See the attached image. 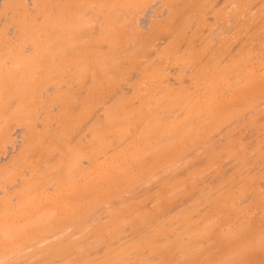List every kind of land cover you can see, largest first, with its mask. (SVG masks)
I'll return each instance as SVG.
<instances>
[{
    "label": "rangeland",
    "instance_id": "374dc122",
    "mask_svg": "<svg viewBox=\"0 0 264 264\" xmlns=\"http://www.w3.org/2000/svg\"><path fill=\"white\" fill-rule=\"evenodd\" d=\"M112 1L115 29H110L109 42L102 41L109 51L102 53L105 47H97V38L91 41L95 48L88 42L102 55L89 56L87 37L82 43L84 36H75V44L87 50L74 59L77 68L72 66L80 78L72 77L70 68L65 73H73L66 78L64 71L60 77L58 71L0 74V130L22 127L24 133L11 139L22 140L13 149V162L8 157L0 163V194L9 193L0 196V264H264V0ZM19 3L0 13L4 59L9 46L4 31L17 28L18 12L20 18L29 14ZM130 8L138 10L136 15ZM143 8L153 17L147 18L149 25L137 21ZM58 42L54 46L65 44ZM54 46L36 54L47 59L52 51V56L60 53ZM234 55L236 66L231 67ZM213 64L229 66L218 75ZM204 78L214 84L205 86ZM57 81L68 85L65 95ZM55 88L60 92L55 96L61 94L58 105ZM28 132L35 133V142ZM11 140L2 138L0 153L11 147ZM89 160L92 170L84 164ZM85 169L94 176L86 184L78 178ZM24 178L37 188L30 193L28 186L22 188ZM72 181L84 188L77 192ZM19 188L25 193L18 199L14 191ZM84 190H91L92 197L87 194V199ZM74 194L86 197L72 201Z\"/></svg>",
    "mask_w": 264,
    "mask_h": 264
},
{
    "label": "bare ground",
    "instance_id": "6f19581e",
    "mask_svg": "<svg viewBox=\"0 0 264 264\" xmlns=\"http://www.w3.org/2000/svg\"><path fill=\"white\" fill-rule=\"evenodd\" d=\"M18 1H22L21 3H19ZM76 0H0V13L3 11V12H5V8H7L8 9V6L9 5H15V3H19V7H21L23 4H24V6L22 7L23 9H25L24 10V12L23 11H21V12H23L24 13V15H26V13H29V14H27V16H25L24 18L22 17V18H20V15L22 14V13H19L18 11V18L19 19H17V21L18 22H20V23H18L17 21H15L16 22V24H17V28L15 29V28H8L7 26V31H4L5 32V34H6V36L7 37H4V38H6L7 39V42H9L8 43V47H7V50H6V56H8L6 59H4V57H0V74H6V75H8V76H10V74H13V73H21V75L20 76H27L28 74H29V72L31 71H33L32 73V75H35V72H40V71H42L43 73H45L44 71H48V72H50V71H55V72H53V73H55L54 75H56L57 74V71H58V76L60 75V76H62L61 75V73H62V71H64L63 73V75H64V77H65V75H67V76H70L73 72H74V75H71L72 77H74L75 78V76H77L78 78H80L81 76H80V73L79 74H77V71H76V73H75V68H77V65H75L74 66V64H75V60L74 59H77V56H79V53H80V51L81 52H83L84 51V53H85V51H87L83 46H81L82 45V43H85L84 42V38H86L87 37V39H86V41L88 42H90V44L92 45V43H94V42H91V41H96V39L97 38H101V39H97V41L98 40H100V45H98V43H97V47L99 46H102V47H100V48H103V46L105 47V48H103V50L105 49V50H108L109 51V48H108V46L107 45H105V43H103L102 44V41H104L105 40V42L107 41V42H109L110 40H107V39H111V34L110 33H113L112 31H113V29H115L114 28V26H113V28H112V25H111V18H110V12H111V6H114V4H113V2L114 1H112L111 2V0H85V2L87 3V4H85V3H81V2H84V0H80V2H79V0L77 1V2H75ZM117 1V0H116ZM138 1V0H137ZM23 3V4H22ZM78 3V4H77ZM110 3H112L113 5H111ZM116 3V2H115ZM20 4H22L21 6H20ZM79 4H80V7H78L79 6ZM82 4V5H81ZM83 4H85L84 5V8H83ZM82 6V7H81ZM147 6H148V3H147ZM10 7V6H9ZM13 7V6H12ZM11 7V8H12ZM18 7V6H17ZM142 7H143V5H142ZM136 8V7H135ZM149 8V10L152 12L153 10H151L152 9V6H149L148 7ZM4 9V10H3ZM21 9V8H20ZM81 9H83V10H81ZM113 9V8H112ZM12 10V9H11ZM14 10V9H13ZM13 10H12V12H13ZM130 10L133 12V11H135L134 9H131L130 8ZM140 10V9H139ZM143 10H144V8H143ZM143 10H140V11H143ZM148 10V9H147ZM146 10V11H147ZM113 11V10H112ZM136 11H138V10H136ZM135 11V12H136ZM150 11H147V13H145V10L143 11L144 13H142V15H139V20H137L138 18H136V20L140 23V24H142V23H144L145 24V22L147 21V18H148V20H149V18H153V17H150L151 16V13H149ZM10 12V11H9ZM14 12H15V10H14ZM130 13V12H129ZM134 13V12H133ZM137 13V12H136ZM141 13V12H140ZM3 15H4V13H2ZM6 14H8V13H6ZM5 14V15H6ZM15 14V13H14ZM20 14V15H19ZM131 14V13H130ZM135 14V13H134ZM149 14H150V16H149ZM33 15V18H31V16ZM136 15V14H135ZM22 16V15H21ZM134 16V15H133ZM137 16H138V14H137ZM154 16H156V15H154ZM88 17V19H86L85 20V18H87ZM136 17V16H135ZM6 18V17H5ZM14 18V17H13ZM83 18V19H82ZM129 18V17H128ZM134 18V17H133ZM156 18H157V16H156ZM3 19V17H1V20ZM9 19V18H8ZM12 19V18H11ZM23 19V20H22ZM130 20H132L131 18H129ZM154 19H155V17H154ZM81 20V21H80ZM126 20H127V18H126ZM125 20V21H126ZM133 20H135V19H133ZM135 20V21H136ZM12 21H13V19H12ZM78 21H79V23H78ZM129 21V20H128ZM136 21V22H137ZM155 21V20H154ZM4 22V21H3ZM80 22L81 23H83V24H81L82 25V27H81V25H80ZM96 24H94V23ZM130 22V21H129ZM132 22V21H131ZM134 22V21H133ZM149 22V21H148ZM78 23V24H77ZM91 23V25H89ZM93 23V24H92ZM128 23V22H127ZM147 23V22H146ZM75 24L78 26L79 25V29H76L75 28ZM84 24H87V25H85V26H83ZM139 24V25H140ZM148 24V23H147ZM156 24V23H155ZM89 25V26H88ZM128 25H132L131 23L130 24H128ZM137 25V24H136ZM146 25V24H145ZM149 25V24H148ZM147 25V26H148ZM153 25V24H152ZM87 26V27H86ZM133 26V25H132ZM141 26V25H140ZM83 28V29H81V28ZM84 27H86L85 29H84ZM88 27H90V28H88ZM149 27H151V26H149ZM133 28H134V26H133ZM0 29H2V28H0ZM5 29V28H4ZM4 29H2V31L4 30ZM110 29L112 30V31H110ZM82 30H83V32H82ZM153 30V29H152ZM216 31V30H215ZM138 32V31H137ZM214 32V31H213ZM29 33V34H28ZM134 33V32H133ZM136 34V33H135ZM139 34H141L142 35V33H139ZM151 34V33H150ZM195 34H197V32L195 33ZM3 35V34H2ZM77 35H82V36H84L83 37V42L80 40V42H82V43H80V42H78V44L80 45V47L78 46V45H76L77 43L75 42L77 39H78V37L77 38H75V36H77ZM111 35V36H110ZM149 35V34H148ZM198 35V34H197ZM8 36H10V38H8ZM29 36H31L32 37V40H33V42L30 40V38L31 37H29ZM86 36V37H85ZM103 37V38H102ZM195 37V36H194ZM235 38H236V36H234ZM233 37V38H234ZM24 38H26V39H28V41L26 42L25 41V39ZM105 38V39H104ZM137 38V37H136ZM3 39V38H2ZM140 39V38H139ZM198 39V38H197ZM60 40H61V42H62V40H64L65 42V44H61L60 45V47L58 46V44H57V46L55 45L54 46V44L55 43H57L58 41L60 42ZM79 40V39H78ZM135 40V39H134ZM231 40V39H230ZM96 41V42H97ZM220 41V40H219ZM55 42V43H54ZM58 42V43H59ZM89 42H88V44H89ZM142 42V41H141ZM195 42V41H194ZM222 42V41H221ZM22 43V44H21ZM50 43H53V46L54 47H51L53 50H55V47L57 48L56 50H60L59 52L60 53H56V55H54V56H52V54H53V52L54 51H52V54L51 55H49V56H51V57H47V59L46 58H44L45 56H47V55H45L44 57H42V56H38L39 54H36V53H38V51L40 50L41 51V48H44V47H46V46H49L50 45ZM76 43V44H75ZM223 43H225V42H223ZM5 44H7V43H5ZM89 44V46L91 47V45ZM96 44V43H95ZM95 44H93L94 46H95ZM108 44V43H107ZM110 44V43H109ZM222 44V43H221ZM220 44V42H219V45H217V46H215V49H214V51L215 52H219L220 50H221V48H222V45ZM226 44V43H225ZM92 45V46H93ZM88 46V45H87ZM93 46V47H94ZM107 46V47H106ZM206 46H208V45H206ZM210 46V45H209ZM83 49H82V48ZM93 47H91V49H93L92 51H91V49L89 48V50H90V52H86V53H89L88 55L90 56H92V54H93V52L94 53H97V51L98 50H94V48ZM98 47V48H99ZM217 47V48H216ZM50 48V47H49ZM97 48V49H98ZM200 48V47H199ZM209 48V47H208ZM212 48H214V47H212ZM3 49V48H2ZM45 49H47V48H44V49H42L44 52L45 51H47V50H45ZM87 49H88V47H87ZM204 49V48H203ZM210 49H211V47H210ZM55 50V51H56ZM102 50V49H101ZM102 50V53H104L105 52V50L103 51ZM212 50V49H211ZM96 51V52H95ZM203 51V50H202ZM208 51V50H207ZM57 52V51H56ZM99 52H100V54H101V51H98V53L96 54L97 56H98V54H99ZM212 52V51H211ZM41 53V52H40ZM43 53V52H42ZM41 53V54H42ZM50 53V52H49ZM68 53V54H67ZM86 53H85V56H86ZM92 53V54H91ZM208 53H209V51H208ZM213 53V52H212ZM54 54H55V52H54ZM64 54V55H63ZM231 54V53H230ZM34 55H37L39 58L38 59H40L41 57V61H37L36 62V60H38L36 57H34ZM61 55V56H60ZM63 55V56H62ZM68 55V56H67ZM81 55H83V54H81ZM87 55V56H88ZM94 55V54H93ZM95 55V56H96ZM102 55V54H101ZM101 55H99V56H101ZM104 55V54H103ZM105 55H107V53L105 54ZM104 55V56H105ZM215 55V54H214ZM232 55H233V53L231 54V58H232ZM2 56H4V55H2ZM5 56V57H6ZM98 56V57H99ZM157 56V55H156ZM235 55L233 56V59L231 60V61H229L230 62V66L231 67H234V66H236V61H235ZM44 58V59H43ZM176 59L178 58V57H175ZM214 58V57H213ZM78 59H80V57L78 58ZM92 59V58H91ZM94 59H96L97 60V57H94ZM74 60V61H73ZM86 60V59H85ZM90 60V59H89ZM155 60V59H154ZM207 60V59H206ZM87 61V60H86ZM93 61H95V60H93ZM234 61V62H233ZM91 62H92V60H91ZM152 62H154V61H152ZM77 63V62H76ZM80 63V62H79ZM233 63H235L234 65H233ZM83 64H84V62H83ZM149 64H151V63H149ZM215 64V63H214ZM213 64V65H214ZM222 64V63H221ZM80 65V64H79ZM78 65V66H79ZM82 65V64H81ZM80 65V66H81ZM203 65V64H202ZM208 65V64H207ZM217 65H218V63H217ZM217 65H214L215 67H214V72L215 73H217L218 75L219 74H222L223 73V67H228V66H223L222 68H221V66L222 65H219V66H217ZM233 65V66H232ZM72 66H74V67H72ZM79 66V67H80ZM84 66V65H83ZM203 66H205L204 68H206V64L205 65H203ZM82 67V66H81ZM216 67H217V69H216ZM70 68V70L71 71H73L72 73L71 72H66L65 73V71L67 70V69H69ZM207 68H208V66H207ZM206 68V69H207ZM74 69V70H73ZM208 69H211V67L209 66V68ZM216 70V71H215ZM222 70V71H221ZM59 71H61V73L59 72ZM27 72V73H26ZM78 72H80V69H78ZM82 72V71H81ZM214 72H212V75H213V73ZM222 72V73H221ZM24 73L26 74V75H24ZM41 73V72H40ZM47 73V72H46ZM45 73V74H46ZM70 73V75H68ZM141 73H142V71H141ZM31 74V73H30ZM49 74V73H48ZM50 74L52 75V73L50 72ZM91 74V73H90ZM143 74H144V72H143ZM143 74H141V75H138V76H140L139 78H141L142 76H143ZM199 74V73H198ZM37 75V74H36ZM80 77H79V76ZM102 75V74H101ZM104 75V74H103ZM103 75L101 76V78H103ZM196 75V74H195ZM217 75V79H219V76ZM12 76H14V75H12ZM31 76V75H30ZM59 76V77H60ZM66 76V77H67ZM144 76H145V74H144ZM143 76V77H144ZM198 76V75H197ZM16 77V76H15ZM65 77V78H66ZM72 77H70V78H72ZM76 77V78H77ZM146 77V76H145ZM144 77V78H145ZM208 77V76H207ZM63 78V77H62ZM62 78H59L60 80H61V82H64L63 81V79ZM69 78V77H68ZM77 78V79H78ZM82 78H83V75H82ZM81 78V79H82ZM95 78H97V77H95ZM135 78V77H134ZM147 78V77H146ZM145 78V79H146ZM197 78V77H196ZM195 78V79H196ZM200 78V77H199ZM21 79L23 80V78L21 77ZM76 79V80H77ZM99 79H100V76H99ZM98 79V80H99ZM105 79V78H104ZM142 80H143V78H141ZM140 79V80H141ZM2 80V78H0V81ZM69 80V79H68ZM72 80V79H71ZM93 80V79H92ZM102 80V79H101ZM113 80V79H112ZM139 80V81H140ZM147 80V79H146ZM180 80V79H179ZM204 82L206 83V81L208 82V83H206V85L205 86H207L208 87V85L207 84H209V82H210V84L209 85H213L214 83L213 82H211L210 80H212L211 79V77H210V80L208 79V78H204ZM81 80L79 79V80H77V82L78 83H80V84H78L79 86L82 84V83H84L85 81L82 79V83L80 82ZM84 81V82H83ZM103 81V80H102ZM101 81V84L103 83ZM108 81V80H107ZM149 81L151 82V80H147V83H149ZM172 81V80H171ZM185 81V80H184ZM184 81H182V82H184ZM190 81V80H189ZM213 81H214V79H213ZM218 81V80H217ZM3 82V81H2ZM72 82V81H71ZM76 82V83H77ZM87 82H89V81H87ZM98 82V81H97ZM142 83H144L145 84V82L144 81H141ZM182 82L180 81V84H181V86L186 82H184L183 84H182ZM192 82H194L193 80H192ZM192 82H191V84H192ZM198 82L199 81H197V84H198ZM203 82V81H202ZM65 83V82H64ZM91 84H93L92 82H90ZM108 83V82H107ZM116 83V82H115ZM114 83V84H115ZM134 83V82H133ZM146 83V84H147ZM152 83V82H151ZM160 83V82H159ZM171 83V82H170ZM176 83V82H175ZM174 83V84H175ZM177 83H179V81L177 82ZM176 83V84H177ZM187 83V82H186ZM213 83V84H212ZM3 84H5V83H3ZM2 84V85H3ZM61 84V85H60ZM59 84V81H57V86H59V88L60 87H66L67 88V90H68V85H64V84H62V83H60ZM88 84V83H87ZM95 84H97V83H95V81H94V85L93 86H95ZM109 84H111V83H109ZM145 84V85H146ZM157 84V83H156ZM197 84H195V86L197 85ZM201 84V82L198 84V85H200ZM0 85H1V82H0ZM90 85V84H89ZM141 85V84H140ZM148 85V84H147ZM149 85H150V83H149ZM170 84H168V86H169ZM171 85H173V84H171ZM185 85V84H184ZM193 85V84H192ZM202 85V84H201ZM4 86H7V85H4ZM3 86V87H4ZM57 86H56V88H57ZM203 86V85H202ZM2 87V86H1ZM62 87V88H63ZM65 87H64V89H61L60 88V90L59 91H63V90H65ZM77 87V86H76ZM81 87V86H80ZM85 87V86H84ZM86 87H87V85H86ZM85 87V88H86ZM204 87V86H203ZM56 88L55 89H53L54 91L56 90ZM58 88V89H59ZM82 88V87H81ZM93 88V87H92ZM92 88H91V90H92ZM9 89V88H8ZM52 90V89H51ZM66 90V91H67ZM90 89H88V92H90L89 91ZM10 91V90H9ZM53 91V92H54ZM58 90L57 91H55V93H53L54 95H53V97L54 98H56V100H55V102L56 101H58L59 99H60V97H61V94H63V95H65L63 92L58 96L59 97V99L57 100V98L58 97H56L55 95H57V93L59 94L60 92H59ZM7 92V91H6ZM57 92V93H56ZM85 92V91H84ZM48 93V92H47ZM67 94V93H66ZM5 95V94H4ZM49 96V95H48ZM66 96H70V94L69 95H66ZM52 96H50L49 98H53ZM72 97H74V96H72ZM4 98H7V97H4ZM25 98H28V97H25ZM63 98V97H62ZM62 98H61V100H62ZM90 98V97H89ZM17 99V98H16ZM29 99V101L28 102H30V98H28ZM27 99V100H28ZM45 99V98H44ZM46 99H48V98H46ZM68 100H69V98H67ZM4 100V99H3ZM40 100V99H39ZM60 100V101H61ZM6 101H7V99H6ZM50 101H52V99H50ZM5 102V101H4ZM47 102V101H46ZM65 102H66V100H65ZM27 103V102H26ZM59 103H61V102H59ZM83 103V102H82ZM30 104V103H29ZM29 104L27 103V105L29 106ZM43 104H44V102H43ZM48 104V103H47ZM50 104V103H49ZM56 104H57V102H56ZM55 106V103L54 104H51V106ZM58 105V104H57ZM47 106V105H46ZM50 106V105H49ZM50 106V107H51ZM63 105H59V107H62ZM48 107V106H47ZM49 107V108H50ZM19 108V107H18ZM26 108H28V107H26ZM49 108L47 109L48 111H49ZM63 108V107H62ZM61 108V109H62ZM21 109V108H20ZM25 109V108H24ZM61 109L59 108V110H60V112H61ZM58 110V109H57ZM15 112H17V110L15 111ZM54 112V111H53ZM65 112V111H64ZM19 113V112H18ZM61 113H63V112H61ZM54 115V114H53ZM62 115V114H61ZM60 115V117H62L63 118V116H61ZM12 116H13V114H12ZM57 116H58V114H57ZM65 116V115H64ZM67 117V116H66ZM2 118V117H1ZM59 118V117H58ZM79 118V117H78ZM54 121V120H53ZM62 121H64V118H63V120ZM59 122V121H58ZM60 122H61V120H60ZM78 122H79V120H78ZM46 123H48V122H46ZM77 123V122H76ZM75 123V124H76ZM49 125H50V121H49V123H48ZM58 124V123H57ZM64 124V123H63ZM1 125V124H0ZM46 125V124H45ZM61 125H62V123H61ZM60 125V126H61ZM86 125V124H85ZM13 126V125H12ZM58 126V125H57ZM64 126H65V124H64ZM59 127V126H58ZM63 127V126H62ZM90 127V126H89ZM22 127H18V128H16L15 129V127H14V132L12 133L9 129H3L2 131L0 130V132H3L4 133V135H3V133H0V136H1V134H2V136L0 137V143H2L1 142V140H2V138L3 139H12V137L13 136H19V134L22 132V129H21ZM48 128V127H47ZM50 128H51V126H50ZM0 129H2V128H0ZM59 129H62V128H59ZM64 129V128H63ZM24 130V129H23ZM36 130V129H35ZM34 130V131H35ZM52 130H53V128H52ZM51 130V131H52ZM55 130V129H54ZM58 130V129H57ZM88 130V129H87ZM90 130V129H89ZM88 130V131H89ZM29 131V130H28ZM59 132H60V130H58ZM65 131V130H64ZM84 131V130H83ZM93 131V130H92ZM47 132V131H46ZM45 132V133H46ZM55 132V131H54ZM62 132V131H61ZM60 132V133H61ZM71 132V131H70ZM27 132H25V134H26ZM28 133H30L29 135H30V142H31V140L32 141H34L33 139H31L32 138V136L35 134L34 132H33V135H32V133L31 132H28ZM22 134V133H21ZM20 134V135H21ZM24 134V133H23ZM22 134V135H23ZM50 134H52L51 132H50ZM29 135H27L28 137H29ZM46 135V134H45ZM61 135H63V134H61ZM65 135H66V133H65ZM90 135V134H89ZM92 135H94V134H92V132H91V136ZM35 136V135H34ZM49 136V135H48ZM64 136V135H63ZM62 136V137H63ZM90 136V137H91ZM16 137V138H17ZM23 138V136H20V138ZM26 137V136H25ZM50 137H52V136H50ZM58 137V136H57ZM92 137H94V136H92ZM19 138V139H20ZM27 138V137H26ZM33 138H35V137H33ZM83 138H85V137H83ZM95 138V137H94ZM18 139V138H17ZM54 139H56L55 137H54ZM58 139V138H57ZM81 139V138H80ZM29 140V139H28ZM53 140V139H52ZM59 140V139H58ZM58 140L56 141V142H58ZM90 140H92V139H90ZM89 140V141H90ZM12 141V140H11ZM18 141V140H17ZM17 141L16 142H11V147H8V146H5V147H8V148H6V150H4L2 153H0V163H5L4 161H7V159H8V157L10 158L13 154V152L15 151V150H13V149H15V148H17V146H18V144H17ZM22 141V140H21ZM21 141H18V143L19 142H21ZM24 141V140H23ZM84 141V140H83ZM35 142V141H34ZM24 143V142H23ZM27 143H29L28 141H27ZM27 143L25 144V145H23V144H21V145H23L24 147L27 145ZM67 143H69V140H67ZM72 143V142H71ZM90 143H91V141H90ZM33 144V143H32ZM53 144H54V142H53ZM61 144V143H60ZM59 144V145H60ZM36 145V144H35ZM71 145V144H70ZM30 146V145H29ZM34 146V145H33ZM72 146V145H71ZM77 146H78V144H77ZM20 147V146H19ZM52 147V146H51ZM60 147H61V145H60ZM62 147H63V145H62ZM66 147V146H65ZM21 148H22V146H21ZM67 148H69V149H71V147H67ZM79 148V147H78ZM90 148V147H89ZM58 149H59V147H58ZM66 149V148H65ZM69 149H68V151H69ZM73 149L75 150V148H72V152H73ZM92 149V148H91ZM25 150L27 151V150H29V149H27V148H25ZM33 150V149H32ZM63 150V149H62ZM18 151V150H17ZM16 151V152H17ZM30 151V150H29ZM21 152L23 153L24 151L23 150H21ZM32 152V151H31ZM67 152V151H66ZM89 152V151H88ZM90 152H91V150H90ZM22 153H21V155H22ZM60 153V152H59ZM71 153V152H70ZM20 153H18L17 152V155H19ZM28 154H31L30 152L28 153ZM28 154H26L27 156H28ZM54 154H55V152H54ZM65 154V153H64ZM67 154V153H66ZM13 156H15V155H13ZM64 156V155H63ZM17 157V156H16ZM15 157V158H16ZM21 157V156H20ZM65 157V156H64ZM12 158V157H11ZM10 158V159H11ZM30 158V157H29ZM90 158V157H89ZM88 157H87V159H89ZM13 159V158H12ZM12 159H11V161H12ZM22 159V158H21ZM24 159V158H23ZM66 159V158H65ZM9 160V159H8ZM14 160V159H13ZM51 160V157H50V159H49V161ZM53 160V159H52ZM63 160V159H62ZM93 160V159H92ZM17 161H18V159H17ZM45 162H46V160H44ZM44 161H43V163H44ZM57 161V160H56ZM61 160L59 159V161L58 162H60ZM13 162V161H12ZM14 162H16V159H15V161ZM36 162V161H35ZM40 162V161H39ZM47 162H48V159H47ZM51 163H52V161H51ZM61 163L62 162H60L59 163V165H61ZM93 162L92 161H88V162H85L84 164H86V166L88 165V167L87 168H91V167H93V164H92ZM39 164V163H38ZM46 164V163H45ZM44 164V165H45ZM56 164V162L54 163V165ZM58 164V163H57ZM66 164V163H65ZM64 164V165H65ZM3 165H5V164H3ZM51 165V164H50ZM58 165V166H59ZM63 165V164H62ZM42 167V166H41ZM45 167H47V165L45 166ZM64 167V166H63ZM94 168V167H93ZM3 169V168H2ZM54 169V168H53ZM33 170V169H32ZM74 170V169H73ZM79 170V169H78ZM77 170V171H78ZM91 170H92V168H91ZM52 171V170H51ZM76 171V170H75ZM81 172L79 173V176L80 177H78V175H77V177L79 178V179H81V181L83 180L84 182L83 183H90L92 180H91V176H93L92 175V173L90 172V169H85V170H80ZM83 171H85V172H83ZM31 172V171H30ZM57 172H59V171H56V172H54V173H57ZM61 172V171H60ZM42 173V172H41ZM85 173V175H83ZM30 174V173H29ZM43 174V173H42ZM52 174V173H51ZM54 175V174H53ZM57 175V174H56ZM54 176V177H58V176ZM84 177H83V176ZM68 176V175H67ZM83 177V178H82ZM94 177V176H93ZM31 178V177H30ZM37 178H39V177H37ZM27 179V178H26ZM33 179V178H32ZM39 179H41V176H40V178ZM78 179V180H79ZM22 180H25V178L24 179H22ZM54 180H55V178H54ZM57 180H60V178L59 179H57ZM57 180H55L56 181V183L58 182ZM77 180V179H76ZM77 180V181H78ZM55 181H53V184H54V182ZM60 181H62V179L60 180ZM60 181L58 182V183H60ZM76 181V182H77ZM1 182V181H0ZM21 182H23L24 183V181H21ZM26 182H28V181H26L25 180V185H23V187L22 188H24V186H28L27 188L25 187V189H28V192L29 191H32V190H30V188H33V187H30V184L32 183H26ZM34 182V181H33ZM36 182V181H35ZM63 182V181H62ZM72 182H75V181H72ZM75 182V183H76ZM22 183V184H23ZM75 183H73V184H75ZM78 183V182H77ZM76 183V187L74 186V190L76 189V188H78L79 187V183L77 184ZM1 184H3V183H1ZM0 184V185H1ZM29 184V185H28ZM62 184H65V183H62ZM62 184H61V186H60V184L58 185L59 187H57L58 189L61 187L62 188ZM73 184H71V186H73ZM20 185L21 184H19V187H20ZM34 185H37V184H34ZM67 185V184H66ZM16 186V185H15ZM55 186H56V184H55ZM54 185H53V187H55ZM82 186V185H81ZM80 186V187H81ZM86 187H85V189L87 188V185H85ZM17 187V186H16ZM51 187V186H50ZM50 187H48L47 189V191H49V190H51V189H54V188H50ZM78 188V189H76V191L78 192V190H82L83 188L81 187V188ZM90 187V186H89ZM93 187V186H92ZM3 188V187H2ZM1 188V190H3ZM15 188V187H14ZM34 188H37L36 186L34 187ZM39 188V187H38ZM57 188H55L53 191H55ZM71 189L69 190V192H74L73 191V188L72 187H70ZM6 189V188H5ZM21 188H19V190H20ZM57 189V193H59L60 191ZM90 189V188H89ZM9 190H11L10 188H9ZM62 190V189H61ZM8 191V190H7ZM16 191V190H15ZM14 191V194L16 195V194H18L17 196H19L18 197V199L19 198H22L23 196H21V192H24V190L22 189V190H20V192L19 193H16ZM27 191V190H26ZM67 191L68 190H66V192H65V190H63V192H65V194H68V195H70V193H67ZM85 192H87L86 193V195L87 194H89V197L91 196L92 197V193H90L91 192V190L88 192V190L86 191V190H84ZM9 192V191H8ZM11 192V191H10ZM18 192V191H17ZM27 192V193H28ZM46 192V191H45ZM49 192H51V191H49ZM49 192L48 193H46L47 194V197H48V194H49ZM62 192V191H61ZM77 192H75V193H77ZM80 192V191H79ZM83 192V191H82ZM84 192V193H85ZM93 192V191H92ZM3 193H4V190H3ZM3 193H1V194H3ZM21 193V194H20ZM25 193V192H24ZM30 193V192H29ZM57 193H54V194H56V196H57ZM1 194H0V196H1ZM4 194H7V193H4ZM11 194V193H10ZM32 194V193H31ZM59 194H61V193H59ZM64 196H65V194L64 193H62ZM78 194V193H77ZM82 194V193H81ZM91 194V195H90ZM14 195V196H15ZM25 195V194H24ZM29 194H27L26 196H28ZM67 195V196H68ZM75 195V194H74ZM2 196H4V195H2ZM1 196V197H2ZM7 196H9V193L7 194ZM17 196H15V197H17ZM32 196V195H31ZM52 196H54L53 195V193L51 194V197ZM80 196L81 195H75L74 197L72 196V201L74 200V199H77V197H78V199L80 198ZM12 197V196H11ZM45 197H46V195H45ZM50 197V198H51ZM60 197L62 198L63 196H61L60 195ZM82 198H85L86 196H84L83 197V195L81 196ZM89 197H88V195H87V199H89ZM90 197V198H91ZM6 199H7V197H5ZM8 198H10V197H8ZM54 198V197H53ZM52 198V200H54ZM57 198V197H56ZM58 198H59V196H58ZM57 198V199H58ZM67 198H69V197H66V199ZM82 198H80V199H82ZM66 199H64V200H66ZM79 199V200H80ZM0 200H1V198H0ZM15 200V199H14ZM22 200V199H21ZM44 200H46V201H50L51 199H44ZM59 200V199H58ZM69 199H67V201H68ZM84 200V199H83ZM12 201V200H11ZM56 201V200H55ZM55 201H53V202H55ZM63 201V200H62ZM77 201V200H76ZM2 202V201H1ZM70 202V201H69ZM78 202V201H77ZM89 202H91L90 200H89ZM4 203H8L7 202V200H6V202H4ZM17 203V202H16ZM19 203V202H18ZM57 203H58V201H57ZM75 203V202H74ZM79 203H80V201H79ZM82 203V202H81ZM9 204V203H8ZM45 204V203H44ZM83 204V203H82ZM94 204V203H93ZM3 205V208H5L4 206L6 205H4V204H2ZM24 205V204H23ZM67 205V204H66ZM8 207L6 206V209H7ZM20 208V207H19ZM40 208V207H39ZM79 208V207H78ZM77 208V209H78ZM73 209V208H72ZM2 210H4V209H2ZM1 210V211H2ZM8 210H9V208H8ZM10 210H12V209H10ZM6 211V210H5ZM4 211V212H5ZM31 211V210H30ZM34 211V210H33ZM45 211V210H44ZM23 213V212H22ZM0 214H1V212H0ZM3 214V213H2ZM66 227V226H65ZM44 236V235H43ZM46 239V238H45ZM49 239V238H48ZM48 241V240H47ZM53 241V240H52ZM51 243V242H50ZM32 244H34V243H32ZM39 244V243H38ZM70 245H71V243H70ZM30 246H33V245H30ZM72 246H75V245H72ZM71 246V247H72ZM28 247V246H27ZM34 247H35V245H34ZM55 247H57V246H55ZM55 247H53V248H55ZM58 247H60V246H58ZM64 247V246H63ZM67 247V246H66ZM69 247V246H68ZM48 248H50V247H48ZM52 248V247H51ZM50 248V249H51ZM62 248V247H61ZM65 248V247H64ZM66 249V248H65ZM74 249V248H73ZM45 250V249H44ZM47 250V249H46ZM49 250V249H48ZM54 249H52L51 251H53ZM58 250H60V249H58ZM55 251V250H54ZM63 251V250H62ZM59 252V251H58ZM71 252V251H70ZM41 254V253H40ZM51 254H53V252L51 253ZM57 254V253H56ZM42 255V254H41ZM50 256V255H49ZM52 257V256H51ZM1 259V258H0ZM1 261V260H0ZM47 261V260H46ZM33 262V261H32ZM38 262V261H37ZM24 263V262H23ZM34 263V262H33ZM39 263H40V261H39ZM44 263V262H43ZM21 264V263H20ZM35 264V263H34ZM38 264V263H37ZM41 264V263H40Z\"/></svg>",
    "mask_w": 264,
    "mask_h": 264
}]
</instances>
